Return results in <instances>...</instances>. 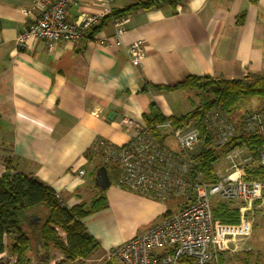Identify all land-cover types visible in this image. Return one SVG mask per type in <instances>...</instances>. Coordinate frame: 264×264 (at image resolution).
I'll return each mask as SVG.
<instances>
[{
	"label": "crops",
	"instance_id": "crops-1",
	"mask_svg": "<svg viewBox=\"0 0 264 264\" xmlns=\"http://www.w3.org/2000/svg\"><path fill=\"white\" fill-rule=\"evenodd\" d=\"M138 1L113 0V10ZM33 3L0 0V176L34 178L68 210L105 198L107 208L83 223L99 244L95 254L106 258L174 210L114 186L108 168L110 186H98L103 166L86 153L98 139L127 144L132 135L122 125L124 119L145 124L158 115L180 118L202 103L200 92L156 86L174 87L189 76L264 74V0H183L176 7L158 3L131 13L120 46L108 45L113 28L106 20L92 38L74 45L50 49L44 41L29 40L19 48ZM81 9L93 12L97 7L70 9L69 19ZM138 40L145 41V54L136 67L126 48ZM262 203L255 202L247 212L240 209L243 218Z\"/></svg>",
	"mask_w": 264,
	"mask_h": 264
},
{
	"label": "built area",
	"instance_id": "built-area-1",
	"mask_svg": "<svg viewBox=\"0 0 264 264\" xmlns=\"http://www.w3.org/2000/svg\"><path fill=\"white\" fill-rule=\"evenodd\" d=\"M83 5L97 9H81L70 20L69 10ZM26 12L31 22L17 41L19 48H25L29 40L44 41L50 49L60 43L74 45L92 38L95 28L106 20L113 28L108 45L120 46L131 19V13L114 15L113 0H34ZM126 54L137 67L145 54V41L129 45ZM122 125L132 135L127 144L116 146L98 139L91 153L102 166L116 172L118 187L156 202L180 203V208L110 251L106 259L117 264H227L226 260L222 263L221 255L237 251L239 240L250 236L252 223L242 217L238 225L216 224L214 199L239 201L250 208L255 202H264V181L245 178L237 160L238 147L225 155L229 166L215 170V183L205 181L197 158L202 150L222 148L240 135L257 136L262 141L259 166L264 169V110L233 120L215 107L199 123L192 120L182 127L158 124L152 128L156 135L146 124L124 119ZM78 174L84 177L86 172Z\"/></svg>",
	"mask_w": 264,
	"mask_h": 264
},
{
	"label": "trees",
	"instance_id": "trees-1",
	"mask_svg": "<svg viewBox=\"0 0 264 264\" xmlns=\"http://www.w3.org/2000/svg\"><path fill=\"white\" fill-rule=\"evenodd\" d=\"M182 1L141 0L115 11L114 15L150 10L158 3L176 7ZM100 27L95 28L94 31L99 30ZM156 88L166 91L210 93L211 98L207 99V97L201 105L183 117L165 118L158 115L153 120H146L145 124L151 129L166 122L173 127H182L192 120L199 123L203 114L215 107L221 108L232 116L237 112L239 114L240 108L253 100H257L260 104L256 111L264 110V74H249L240 79L189 76L184 82L174 87L156 86ZM250 112L246 111L239 116ZM152 131L156 135L155 130L152 129ZM237 147L248 150L255 161L245 166V178L264 181V169L259 166L262 141L257 136L245 135L238 136L222 148L202 150L197 160L198 170L205 181L217 182L215 163ZM86 154L91 157L90 160L95 157L91 151ZM228 203L219 201L214 203L212 214L216 224L238 225L241 223L240 206L230 208ZM179 205L180 203L176 206ZM106 208V200L102 197L89 206L82 204L68 210L60 203L58 196L50 187L24 174L5 173L0 176V256L7 252L16 258L15 264H33L31 255L42 246L47 264L53 260L50 249L62 255L63 258L59 264H77L80 261L89 260L99 250V244L88 233L83 220ZM172 213L168 210L163 217L170 216ZM37 214L43 220L34 223L30 218ZM58 230L65 234V238L61 237ZM114 263V261L108 262V264ZM222 263H225L223 258Z\"/></svg>",
	"mask_w": 264,
	"mask_h": 264
},
{
	"label": "rangeland",
	"instance_id": "rangeland-1",
	"mask_svg": "<svg viewBox=\"0 0 264 264\" xmlns=\"http://www.w3.org/2000/svg\"><path fill=\"white\" fill-rule=\"evenodd\" d=\"M127 2L128 0H118V3L120 4H126ZM200 98L203 103L206 98H211V95L210 93L200 92ZM259 105L260 104L257 100L250 101L249 103L245 104L243 107L240 108L239 114L237 112L231 117L233 118V120H235L240 117V114L246 111L254 112L258 109ZM237 160L238 163L242 166V168H245L246 165L255 162L252 154L245 148L238 149ZM100 162L101 161L97 160V165H101ZM228 166L229 164L226 160V156H223L215 163L214 168L217 172L223 171ZM108 170L110 172L112 183L114 186H116L114 170L112 168H109ZM217 200L218 198H215L214 202L216 203ZM225 202L228 203V201ZM177 204L178 203L174 201L168 202L169 207L174 210L172 212H177ZM228 204L230 208L240 206V209H246L244 212H247L253 208V206L251 208H247L249 206H246L245 204L239 201L229 202ZM40 218L41 216L37 214L33 215L30 220L35 221L34 223H37L43 220ZM245 219L252 222L251 235L246 239L239 240V243L237 244V251L235 253H223L221 255V258L225 259L227 264H264V202L262 203L261 207L256 206L253 211H250L248 217H246ZM147 230H149V228H147L146 230H142L140 233H144ZM58 233L61 235L62 232L59 231ZM61 237L65 238V234L64 236L61 235ZM50 250V254L53 258V261L50 264H59V262L62 260V255L56 252L54 249ZM42 256L44 257V254ZM31 257L33 263L37 262L39 260L38 251L35 250L32 253ZM15 262L16 258L9 255L7 252H5V255L0 258V264H15ZM77 264H108V260L106 258L101 259L98 254H94L93 257L88 260V262L80 261Z\"/></svg>",
	"mask_w": 264,
	"mask_h": 264
},
{
	"label": "water",
	"instance_id": "water-1",
	"mask_svg": "<svg viewBox=\"0 0 264 264\" xmlns=\"http://www.w3.org/2000/svg\"><path fill=\"white\" fill-rule=\"evenodd\" d=\"M96 183H97L98 186H100L102 188H105V187H109L110 186V179L108 177L107 170H106L105 167H102L97 172V180H96ZM40 249H41V252L43 254H45L44 247L40 246ZM33 264H47V263L45 261V258L42 256L41 259H39L37 262H35Z\"/></svg>",
	"mask_w": 264,
	"mask_h": 264
},
{
	"label": "flooded vegetation",
	"instance_id": "flooded-vegetation-1",
	"mask_svg": "<svg viewBox=\"0 0 264 264\" xmlns=\"http://www.w3.org/2000/svg\"><path fill=\"white\" fill-rule=\"evenodd\" d=\"M32 222H35V221H32ZM38 250V257H39V259H41L42 258V252H41V249H40V247L37 249Z\"/></svg>",
	"mask_w": 264,
	"mask_h": 264
}]
</instances>
